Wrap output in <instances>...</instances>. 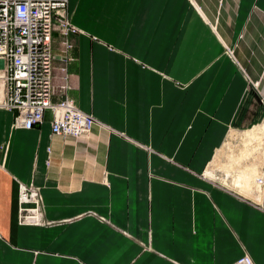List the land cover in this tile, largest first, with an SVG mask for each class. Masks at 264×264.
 Segmentation results:
<instances>
[{"label": "crops", "instance_id": "1", "mask_svg": "<svg viewBox=\"0 0 264 264\" xmlns=\"http://www.w3.org/2000/svg\"><path fill=\"white\" fill-rule=\"evenodd\" d=\"M66 11L68 96L97 124L72 140L50 134L49 112L24 130L0 109V264H264V144L240 141L264 128V0ZM19 184L38 193L43 224L16 222Z\"/></svg>", "mask_w": 264, "mask_h": 264}, {"label": "built area", "instance_id": "2", "mask_svg": "<svg viewBox=\"0 0 264 264\" xmlns=\"http://www.w3.org/2000/svg\"><path fill=\"white\" fill-rule=\"evenodd\" d=\"M60 38V65L53 66L51 37ZM75 28L66 13V0H0V108L13 111L14 125L29 130L40 125L43 113H50L53 136L77 140L90 133L97 121L79 111L68 96L67 66ZM54 70L59 84L54 86ZM56 102L52 103L51 98ZM262 187L263 180L257 178ZM18 210L27 213L23 222L39 218L40 198L31 186L18 185ZM28 205L27 207H25ZM233 264H253L242 255Z\"/></svg>", "mask_w": 264, "mask_h": 264}, {"label": "rangeland", "instance_id": "3", "mask_svg": "<svg viewBox=\"0 0 264 264\" xmlns=\"http://www.w3.org/2000/svg\"><path fill=\"white\" fill-rule=\"evenodd\" d=\"M66 13H67V11H66ZM227 52H228V54L230 55V57H232L231 52H229V51H227ZM263 135H264V128H263V131H262V133H261V135H260V139H258L257 136H254L253 139H248V138L246 137V135H245V138L243 137V139H245V140L243 141V140L240 139V141H241L242 146H246V147L250 146V145H251V142L254 141V140H257L258 142H260L259 144L262 145V144H264V142H263L264 139L261 140V137H262ZM249 136L252 137L253 135L251 134V135H249ZM257 153H258V152H257ZM228 154H229V153H228ZM249 154H251V153L248 152V150H247V151L244 150L243 153H240V154L237 155V156H232L231 154H229V155L227 156V162H228L229 164H237V163L240 162L241 160H245L248 156H250ZM261 157H262V156H261V152H259V153L256 155L254 162H255L256 164L260 165V164H261ZM248 161H250V160L248 159ZM244 167H246V166H244ZM248 167H249V166H248ZM251 167H253V165H251ZM254 167L257 168V166H255V165H254ZM242 170H243V169H242ZM239 171H241V170H239ZM239 171H238V172H239ZM232 176H234V174H233ZM16 199H17V201H18V198H16ZM27 206H28V205H26L25 207H27ZM17 208H18V202H17ZM26 214H27V213H25V212H21L20 214L17 212L16 222H17L18 224H20L21 226H26V224H27V223L23 222V221H25L23 216H26ZM33 224H39V225H41V224H43V220H42L41 218H38L37 220H33ZM29 225H31V224H29Z\"/></svg>", "mask_w": 264, "mask_h": 264}, {"label": "bare ground", "instance_id": "4", "mask_svg": "<svg viewBox=\"0 0 264 264\" xmlns=\"http://www.w3.org/2000/svg\"><path fill=\"white\" fill-rule=\"evenodd\" d=\"M0 109H2V108H0ZM13 124H14V122H13ZM15 126V125H14ZM15 127H17V126H15ZM256 129H257V127L255 126V127H253L252 129H250V130H248V131H245L244 132V134H243V136L242 137H244L245 138V135H246V137H251V136H249V135H253L254 134V132L256 131ZM260 177V176H259ZM243 175H238L237 176V180L239 181V186H237V187H239V188H242V180H243ZM246 180V179H245ZM238 183V182H237ZM246 185V184H245ZM255 186V185H254ZM244 187V186H243Z\"/></svg>", "mask_w": 264, "mask_h": 264}]
</instances>
